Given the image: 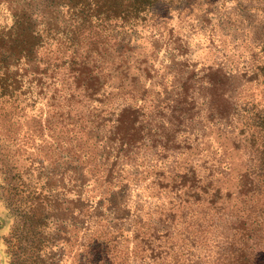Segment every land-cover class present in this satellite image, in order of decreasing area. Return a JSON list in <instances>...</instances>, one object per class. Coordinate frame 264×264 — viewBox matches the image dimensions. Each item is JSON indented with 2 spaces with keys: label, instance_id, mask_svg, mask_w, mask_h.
Returning a JSON list of instances; mask_svg holds the SVG:
<instances>
[{
  "label": "rangeland",
  "instance_id": "374dc122",
  "mask_svg": "<svg viewBox=\"0 0 264 264\" xmlns=\"http://www.w3.org/2000/svg\"><path fill=\"white\" fill-rule=\"evenodd\" d=\"M138 16L0 0V264H221L241 238L264 0H159Z\"/></svg>",
  "mask_w": 264,
  "mask_h": 264
},
{
  "label": "trees",
  "instance_id": "16d2710c",
  "mask_svg": "<svg viewBox=\"0 0 264 264\" xmlns=\"http://www.w3.org/2000/svg\"><path fill=\"white\" fill-rule=\"evenodd\" d=\"M158 1L159 0H61V5L63 4L65 7H69L70 10L78 9L83 13L87 12L92 17L100 19L105 24H114V22L120 19L126 24L131 25L132 22L134 23L135 19L139 17L138 15L145 12ZM210 3H212V1ZM262 51L264 52V43L262 45ZM256 121L257 123L255 125V123H249L246 118L245 123L248 125L243 124V126H245L244 128H246L244 129L246 131L245 140L250 143V146H248L250 151H254L255 162L251 163L250 166L240 174L238 182L239 201L243 203L245 200L252 202L248 210L250 214L245 218L242 214V210L241 213L238 212L236 215L239 218L237 221L241 225L238 224L237 226L235 222H232L231 229L237 233L242 229L243 233L238 241L235 240L236 236H234L231 243L232 246L223 249V253H216L218 255L217 260L219 263L221 260V264H256L258 257L257 251L259 248L255 247V242L251 244L250 241L256 240L260 242L264 238L263 231L262 234L258 233L262 225L259 222V215L257 214L258 204L261 202V197L264 195V114L258 116ZM255 133H257L256 139H260V142L258 145L254 144L253 146L251 142L255 138ZM200 147L201 143H198L196 150H200ZM223 174L220 175V184L221 182L225 183L224 180L226 176ZM221 194L222 188L217 187L213 198L214 196L219 197ZM11 254V251H8V258L10 259L13 257Z\"/></svg>",
  "mask_w": 264,
  "mask_h": 264
}]
</instances>
